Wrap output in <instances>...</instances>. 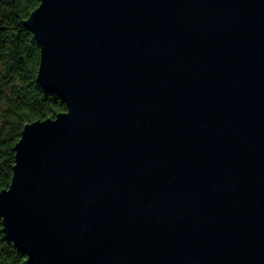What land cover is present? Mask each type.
I'll return each instance as SVG.
<instances>
[{
	"label": "water",
	"instance_id": "water-1",
	"mask_svg": "<svg viewBox=\"0 0 264 264\" xmlns=\"http://www.w3.org/2000/svg\"><path fill=\"white\" fill-rule=\"evenodd\" d=\"M36 77L0 188L35 264H264V0H39Z\"/></svg>",
	"mask_w": 264,
	"mask_h": 264
},
{
	"label": "trees",
	"instance_id": "trees-1",
	"mask_svg": "<svg viewBox=\"0 0 264 264\" xmlns=\"http://www.w3.org/2000/svg\"><path fill=\"white\" fill-rule=\"evenodd\" d=\"M38 2L0 0V188L10 181L14 143L24 123L66 108L64 99L36 77L39 44L23 19ZM0 264H35L6 235L1 215Z\"/></svg>",
	"mask_w": 264,
	"mask_h": 264
}]
</instances>
